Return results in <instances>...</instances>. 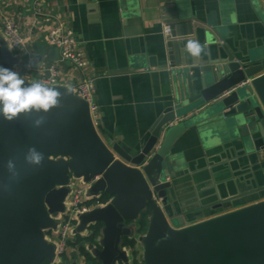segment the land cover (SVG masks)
I'll list each match as a JSON object with an SVG mask.
<instances>
[{
  "label": "water",
  "instance_id": "obj_1",
  "mask_svg": "<svg viewBox=\"0 0 264 264\" xmlns=\"http://www.w3.org/2000/svg\"><path fill=\"white\" fill-rule=\"evenodd\" d=\"M259 17L264 24V10ZM191 42L201 48L197 56L188 51ZM165 47L170 101L135 156L110 140L105 145L87 104L54 86L38 83L57 93L47 111L29 110L12 120L0 115V264H41L52 257L43 230L63 211L69 174L86 182L98 177L88 194L110 198L79 218L84 227L102 225V264L123 260L120 243L131 234L124 223L145 210L144 264H264V201L190 224L176 208L170 155L193 129H209L224 146L249 156L264 155V47L249 55L196 17L170 26ZM0 68L11 71L7 55ZM30 149L42 154L39 165L28 159ZM263 191L264 185L249 194ZM242 196L222 198L213 208L230 209Z\"/></svg>",
  "mask_w": 264,
  "mask_h": 264
},
{
  "label": "crops",
  "instance_id": "obj_2",
  "mask_svg": "<svg viewBox=\"0 0 264 264\" xmlns=\"http://www.w3.org/2000/svg\"><path fill=\"white\" fill-rule=\"evenodd\" d=\"M32 3L33 0H2L0 65L2 57L7 55L11 71L16 73L18 59L2 37L1 20L5 15L31 37L34 78L48 76V68L58 64L63 75L54 87L74 99L69 85L73 77L67 74L66 65L60 63L58 53L45 42L49 24L57 23L72 30L84 53L87 75L95 79V102L100 114L98 125H93L95 132L105 145L110 140L131 156L143 148L152 124L170 101L164 72V24L172 26L196 17L210 24L215 35L231 38L235 47L248 51L249 55L262 52L264 47V24L259 17L264 6L260 0H44V11L49 15L46 21L32 16ZM18 77L27 86L38 83ZM170 153L176 208L190 224L264 201V191L249 194L264 185L261 153L249 156L239 148L224 146L222 137L209 129L188 130ZM86 183L82 177L69 174L67 197L74 188ZM238 194L245 196L235 200L234 207L213 208L220 199ZM102 195L89 196L98 201ZM109 199L107 196L105 203L100 204L105 205ZM146 211H141L134 220L125 221L131 231L125 238L133 239L135 245L131 248L121 241L124 258L117 264L141 263L140 238L146 233L136 232V221ZM53 220L52 227L43 230V242L51 247L52 256L58 224ZM98 226L93 236L92 226L84 227L81 220L76 222L60 264H102V225Z\"/></svg>",
  "mask_w": 264,
  "mask_h": 264
},
{
  "label": "built area",
  "instance_id": "obj_3",
  "mask_svg": "<svg viewBox=\"0 0 264 264\" xmlns=\"http://www.w3.org/2000/svg\"><path fill=\"white\" fill-rule=\"evenodd\" d=\"M2 0H0V7ZM32 16L35 19L48 20L49 15L44 11V0H33ZM2 37L8 49L14 53L18 59L16 74L21 77L36 80L38 83L54 86L60 82L63 75L58 64H53L48 68V76H36L35 56L30 48L31 37L23 33L19 26L8 16L3 15L1 20ZM45 42L50 49L57 51L60 63L66 65V72L73 77L70 83V89L76 97L84 101L89 109L90 119L94 126L99 123V111L95 102V79L87 75L86 59L80 42L74 35L73 31L62 27L60 24L52 23L46 26ZM170 33V26H162V34L166 40ZM162 141V136L155 144L152 153L158 149ZM147 160L149 157L146 158ZM98 179L94 177L86 184L74 188L65 200L64 208L58 214L57 231L54 239V253L52 259L41 264H60L68 243L72 237L74 225L79 218L95 208L102 206L97 200L89 196L88 189L91 184Z\"/></svg>",
  "mask_w": 264,
  "mask_h": 264
},
{
  "label": "clouds",
  "instance_id": "obj_4",
  "mask_svg": "<svg viewBox=\"0 0 264 264\" xmlns=\"http://www.w3.org/2000/svg\"><path fill=\"white\" fill-rule=\"evenodd\" d=\"M188 51L197 56L201 48L198 43L191 42ZM23 80L8 69L0 68V115L7 120L15 119L18 115L29 110L47 111L56 103L57 93L38 83L31 87H23ZM28 159L31 163L39 165L43 156L35 149L29 150Z\"/></svg>",
  "mask_w": 264,
  "mask_h": 264
},
{
  "label": "trees",
  "instance_id": "obj_5",
  "mask_svg": "<svg viewBox=\"0 0 264 264\" xmlns=\"http://www.w3.org/2000/svg\"><path fill=\"white\" fill-rule=\"evenodd\" d=\"M106 199H107V196L102 195L98 201H99V203H105ZM93 202H95V201H93ZM148 216H149V210L142 213L141 216L136 221V226H137L136 232L139 233L140 235H143L146 233ZM98 228H99L98 225L90 227V230L93 232L92 233L93 236L97 232ZM92 235H91V239L93 237ZM122 244H124V246H129V247L133 248V246L135 245V241L133 239H127L124 237V238H122Z\"/></svg>",
  "mask_w": 264,
  "mask_h": 264
},
{
  "label": "rangeland",
  "instance_id": "obj_6",
  "mask_svg": "<svg viewBox=\"0 0 264 264\" xmlns=\"http://www.w3.org/2000/svg\"><path fill=\"white\" fill-rule=\"evenodd\" d=\"M140 248H141V249L139 250V252H140V254H141V257H140L139 259H140V262H141V263H139V264H144V263H143V247L140 246Z\"/></svg>",
  "mask_w": 264,
  "mask_h": 264
}]
</instances>
